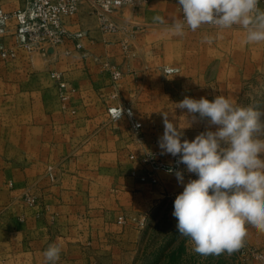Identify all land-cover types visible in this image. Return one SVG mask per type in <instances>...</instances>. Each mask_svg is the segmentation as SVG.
Segmentation results:
<instances>
[{"label":"crops","instance_id":"1","mask_svg":"<svg viewBox=\"0 0 264 264\" xmlns=\"http://www.w3.org/2000/svg\"><path fill=\"white\" fill-rule=\"evenodd\" d=\"M259 6L264 10L262 2ZM158 16L164 23L156 20ZM174 16H180L176 1L149 0L113 13L118 29L107 32L100 29L88 1L82 0L78 12L65 17V26L70 32H87L81 41L91 55L82 57L67 41L44 61L36 53L30 61L22 49L12 60L0 59V264H45L43 252L52 243L62 247L57 264H121L123 228L115 218L127 207L140 208L141 199L154 202L153 190H163L168 175L158 170L156 182L141 181L143 173L136 178L128 175L139 163L145 164L139 155L160 148L164 115L155 117L154 106L171 104L172 75L179 76L177 88L184 90L193 82V90H201L209 84H203L202 75H207L206 81L209 74L218 73L211 58L205 57L209 59L205 68L198 60L186 62L190 56L199 58L196 46L184 51L188 65L180 59L171 61L176 39L202 42L198 29L191 34L186 28L183 37L171 35L167 29ZM134 27L138 30L131 35ZM67 47L71 54L64 52ZM103 61L119 69L121 77L114 79ZM168 67L179 71L168 74ZM51 70L62 71L75 89L68 103L61 101ZM253 70L238 73L236 80L209 82L215 84L212 88L227 91L235 104ZM115 105L133 111L142 123V140L132 136L127 115L110 116L108 108ZM181 139L191 141L188 136ZM124 154H131L126 164ZM28 195L35 197L34 204H28ZM246 227L245 240L264 246V233Z\"/></svg>","mask_w":264,"mask_h":264},{"label":"clouds","instance_id":"2","mask_svg":"<svg viewBox=\"0 0 264 264\" xmlns=\"http://www.w3.org/2000/svg\"><path fill=\"white\" fill-rule=\"evenodd\" d=\"M182 17H171L167 31L177 37L185 29L195 32L202 26L218 30L239 26L245 32L243 43L264 42V10L259 0H178ZM160 23L164 18L156 17ZM205 42L212 39L204 37ZM176 108L186 109L190 123L206 121L210 128L191 141L181 139V128L164 114V132L158 144L161 154L179 157L197 179L184 183L174 200L173 217L180 236L202 255L238 251L247 236V225L264 233V111L252 106L234 105L223 95L212 101L205 97H185ZM198 114V117H197ZM62 247L50 244L43 252L45 264H57Z\"/></svg>","mask_w":264,"mask_h":264},{"label":"rangeland","instance_id":"3","mask_svg":"<svg viewBox=\"0 0 264 264\" xmlns=\"http://www.w3.org/2000/svg\"><path fill=\"white\" fill-rule=\"evenodd\" d=\"M0 3L3 4L6 9L9 8L8 10L12 11L22 8L25 4V0H0ZM262 3L264 4V1H262ZM14 6L18 7L12 9ZM131 7L137 6L124 5L115 11L114 14L120 13L122 8L129 11ZM92 9L95 11L94 8ZM141 28L142 27L139 28V31ZM132 30L134 34L136 27ZM196 32L199 33V39H201L202 42H199L197 45V43L193 42V39L192 41H187L185 38H182L183 40L176 39L178 43L175 45V49L171 50L169 55L171 57L170 59L171 61L180 59L182 63L186 65H188V62L190 65L194 63L193 60H198V63H203L202 68H205L209 61V59L205 57L211 58V65L217 64V75L214 76L209 74L208 76L211 77V79H207L206 81L204 78L207 75H202L203 84H209L206 86L207 88L201 90H193V82H190V84L186 83V89L184 90L177 88L179 76L178 74L172 75L170 82L171 104L169 107L156 104L152 111L155 117L161 118L164 114H167V117L169 116L170 119L169 121L181 128L183 136H188L191 140H193L196 135L206 130L216 131L218 126L213 125L209 128L206 121H200L199 119L196 123L188 124V121H191V116L187 114L186 109L176 108V104H178V99L182 101L185 97L194 99L205 97L209 101H212L218 95H223L227 98V91L212 88V86L215 87V84H211L209 81L224 82L226 78L230 79L231 77L236 80L239 75L238 73L243 71L242 74H245L246 71H252L253 68L255 73L251 75V77L245 78L246 87L242 91L240 99L234 105L252 106L258 110L264 111V59L261 57V51H264V42L259 44L243 43L245 32L239 26H234L231 29L225 30H218L214 27L206 26L199 28ZM190 33L193 34L195 32L192 31ZM205 36L210 37L212 42H205ZM208 45H211L210 51L208 50ZM188 46L197 47L199 58L194 59L193 56H190L188 57L189 60H186V63L183 59L186 58L184 51H189ZM179 49H181L182 52H179ZM196 49L192 51H196ZM26 54L30 61H32L33 55ZM38 56L40 60H37L39 61L47 60V57H43L40 54ZM38 64H40V62ZM258 66H260V68H258ZM166 70H168V72ZM165 71L168 74H172L179 71V69L168 67ZM242 74H240V76ZM46 78L47 77L43 75V80H46ZM173 100L176 101V103L173 102ZM160 101L161 100H159V102ZM179 115L181 116L179 117ZM158 124L162 125L163 123L160 122ZM154 125H157V123H154ZM152 127L155 128L157 126ZM153 132L155 133V131ZM156 151L157 154L153 156V153ZM152 156L159 162H164L169 165L175 164L179 159V157H173L170 154H161V149L155 148L153 151L139 155V161L147 164L149 168H146L145 164L139 163L140 166L138 165L132 169L135 173L131 170V173L128 175L136 178V175L139 173V175H141L142 173H146V171H152L149 158ZM130 157L131 154L123 155L125 164L130 161ZM164 159H169V162ZM158 170H155L154 173L157 174ZM125 171L127 173L129 172L128 169H125ZM177 171L183 172L185 184L189 179L198 178L195 174L187 172L185 165L179 164L178 169L166 171L168 175L163 180V190H157L160 189V187L153 190V192L155 191L154 202H147L141 199L138 201L140 208L135 209L134 206L127 207L115 218V223L121 225L123 228L122 243L120 245L121 264H264L261 259L256 258L252 254L242 253V247L244 245L264 252V246H256L248 243L247 240L244 241L243 246L238 251L231 254L225 252L219 255H202L193 250V245L190 241L179 235L176 228L177 220L172 215L174 200L176 196L183 191V186L178 183L176 178L175 173ZM107 172L111 171L107 170ZM109 176L112 175L107 173L106 177ZM126 205L129 206L130 203ZM120 215L125 216V221L122 223L118 222V217Z\"/></svg>","mask_w":264,"mask_h":264},{"label":"built area","instance_id":"4","mask_svg":"<svg viewBox=\"0 0 264 264\" xmlns=\"http://www.w3.org/2000/svg\"><path fill=\"white\" fill-rule=\"evenodd\" d=\"M94 8L98 17L100 29L112 32L118 29L117 23L111 19V15L124 5L138 6L149 0H87ZM178 4V0H175ZM264 0H259V3ZM82 0H25L22 8L7 10L0 4V59L9 61L18 55L19 49L24 50L29 55L35 53L43 57H48L55 48L65 44L67 41L73 43V49L78 51L82 57H87L91 53L84 47L81 39L87 35L85 31L70 32L65 26V17L75 15L81 5ZM179 7V5H178ZM180 12V9H179ZM182 17V13H180ZM207 26V25H206ZM212 27V26H209ZM137 30V28H136ZM136 30H134L136 32ZM133 34V30L131 31ZM128 44H125L127 47ZM52 49V50H50ZM72 48H65L66 54L72 53ZM103 66L112 72L114 79L121 77L122 73L109 61H103ZM168 72V70H166ZM50 77L58 87V94L63 103H68L71 94L75 91L69 86L64 73L58 70H51ZM108 113L113 119L127 115L133 137L142 140V123L133 114V111L123 105L110 106ZM157 152L153 153V156ZM149 157L152 171L141 175L142 181L156 182L155 170L161 169L171 171L178 169L179 165H169L159 162L155 157ZM29 205L34 204L35 197H26ZM125 221V216L120 215L118 222ZM243 254H252L264 262V252L252 249L247 246L242 247Z\"/></svg>","mask_w":264,"mask_h":264},{"label":"water","instance_id":"5","mask_svg":"<svg viewBox=\"0 0 264 264\" xmlns=\"http://www.w3.org/2000/svg\"><path fill=\"white\" fill-rule=\"evenodd\" d=\"M50 50H52V49H50Z\"/></svg>","mask_w":264,"mask_h":264}]
</instances>
